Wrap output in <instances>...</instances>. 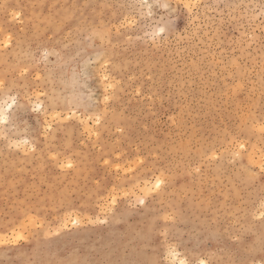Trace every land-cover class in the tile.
<instances>
[{
	"label": "rangeland",
	"instance_id": "374dc122",
	"mask_svg": "<svg viewBox=\"0 0 264 264\" xmlns=\"http://www.w3.org/2000/svg\"><path fill=\"white\" fill-rule=\"evenodd\" d=\"M0 107V264H264V0H0Z\"/></svg>",
	"mask_w": 264,
	"mask_h": 264
},
{
	"label": "bare ground",
	"instance_id": "6f19581e",
	"mask_svg": "<svg viewBox=\"0 0 264 264\" xmlns=\"http://www.w3.org/2000/svg\"><path fill=\"white\" fill-rule=\"evenodd\" d=\"M2 107H3V106H2ZM0 108H1V107H0ZM0 113H2V115H3V117H4L3 121H5V119H6V114H5V112L0 111ZM260 165H261V164H260ZM262 167H263V166H262ZM259 168H260V166H259ZM145 185H146V184H145ZM157 185H159L158 182L155 183V187H158ZM143 187H144V188H143ZM143 187H142L143 189L146 188V186H144V185H143ZM73 221H74V223H76L75 220H73ZM64 224H65V223H64ZM65 226H66V225H65ZM174 257H175V256H174ZM201 264H204V263H201Z\"/></svg>",
	"mask_w": 264,
	"mask_h": 264
},
{
	"label": "snow or ice",
	"instance_id": "6c2138e0",
	"mask_svg": "<svg viewBox=\"0 0 264 264\" xmlns=\"http://www.w3.org/2000/svg\"><path fill=\"white\" fill-rule=\"evenodd\" d=\"M9 107H11V106H9ZM3 119H4V117H3L2 113H0V121H3ZM157 186H159V185H157Z\"/></svg>",
	"mask_w": 264,
	"mask_h": 264
}]
</instances>
